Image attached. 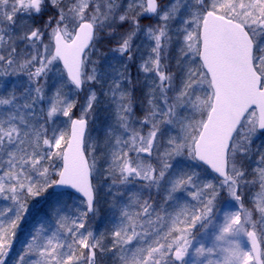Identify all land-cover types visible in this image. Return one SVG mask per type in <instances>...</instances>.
Listing matches in <instances>:
<instances>
[{
    "label": "snow or ice",
    "instance_id": "1",
    "mask_svg": "<svg viewBox=\"0 0 264 264\" xmlns=\"http://www.w3.org/2000/svg\"><path fill=\"white\" fill-rule=\"evenodd\" d=\"M261 137L264 0H0V264H264Z\"/></svg>",
    "mask_w": 264,
    "mask_h": 264
},
{
    "label": "trees",
    "instance_id": "2",
    "mask_svg": "<svg viewBox=\"0 0 264 264\" xmlns=\"http://www.w3.org/2000/svg\"><path fill=\"white\" fill-rule=\"evenodd\" d=\"M132 72L135 74L134 68ZM140 113H142V110L138 107L137 115L140 116ZM97 119L99 125L103 122L105 123L106 120L108 121V112L105 111L103 105L97 112ZM99 127L102 129V126ZM255 143L256 145L264 144V137L257 139ZM251 189H254V187H251ZM10 206V201L0 199V211H4ZM100 208V214L93 220V226L98 233L104 232L112 226L111 210L105 205L103 199L101 200ZM44 212L45 206L43 204L30 206V215H28L25 220L21 221L20 226L15 230L16 235L12 238V246L6 257V264H17L19 256L24 254L27 243L31 239L34 224L36 226L44 224L45 226H50L52 229H55V216H46ZM8 215L11 216L12 214L8 213ZM37 218L39 219V223H37ZM101 264H115L113 256L110 253L105 254Z\"/></svg>",
    "mask_w": 264,
    "mask_h": 264
},
{
    "label": "rangeland",
    "instance_id": "3",
    "mask_svg": "<svg viewBox=\"0 0 264 264\" xmlns=\"http://www.w3.org/2000/svg\"><path fill=\"white\" fill-rule=\"evenodd\" d=\"M146 22V21H145ZM135 69V67H133ZM134 74V73H133ZM135 74H136V69H135ZM134 74V75H135ZM11 79H15L14 77L11 78ZM83 99V97H81V100ZM141 110V109H140ZM143 115V112L140 113V116L142 117ZM106 122L107 120L105 121V123H101L99 125L98 123V119L96 120V131H94L92 133L93 136H97L98 134H101L102 135V129H104L106 127ZM99 126H102V129L99 127ZM259 192V187L258 185L254 187V189H250V190H246V196H247V200H246V206L251 208L253 207V203L252 201L256 198V193ZM206 243H209L210 244V240H206Z\"/></svg>",
    "mask_w": 264,
    "mask_h": 264
}]
</instances>
